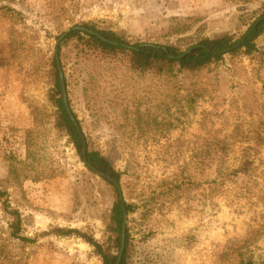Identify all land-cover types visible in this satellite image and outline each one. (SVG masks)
Instances as JSON below:
<instances>
[{"label":"rangeland","instance_id":"obj_1","mask_svg":"<svg viewBox=\"0 0 264 264\" xmlns=\"http://www.w3.org/2000/svg\"><path fill=\"white\" fill-rule=\"evenodd\" d=\"M263 13L264 0H0V187L35 239L11 235L0 203V264H104L96 245L56 227L120 252L118 190L58 125L57 47L89 148L120 172L133 206L127 263L264 264V33L258 53L228 52L194 72L139 71L128 53L81 38L57 46L89 24L186 50Z\"/></svg>","mask_w":264,"mask_h":264},{"label":"trees","instance_id":"obj_2","mask_svg":"<svg viewBox=\"0 0 264 264\" xmlns=\"http://www.w3.org/2000/svg\"><path fill=\"white\" fill-rule=\"evenodd\" d=\"M257 20L249 23L247 28L239 35L225 31L215 34L212 37H200L195 43L191 45V47L196 46V48H194L187 55L180 58H178L177 56L182 55L185 49H183L179 45L154 42L133 43V41H131L128 37L119 32L89 24H85V26L94 29L95 31L108 38L110 41H105L97 35L88 33L83 34L82 31L75 30L68 34V36L64 39V42L72 38H81L82 40H85L90 47L94 48V50H100L103 53H117L120 51L126 52L129 54L132 67L143 72L151 69H157L159 72H164L171 71L174 68L194 72L208 68L211 64L221 60L224 57L223 51L228 48H232L230 51L231 53H237L239 51H243L248 55H254L258 53L260 51L258 39L264 33V20H262L258 24H255ZM59 51L61 55V47ZM54 67L56 79V93L54 100L57 106L58 125L61 129H64L68 132L82 156L83 144L81 141V137L64 106L61 96L58 62L56 58L54 59ZM75 115L77 116L76 113ZM88 159L97 168L111 174L112 176L120 180V172L116 170L109 158H107L100 150L89 148ZM89 170L94 173L91 169ZM104 180L107 183L111 184L115 188V190H117V187L114 183H111L106 179ZM0 203L2 205L3 211L11 219L9 223L11 235L22 241H34L35 239L24 235V222L22 213L18 208L12 205L8 191L1 187ZM126 207L128 213L133 211V206L131 204L126 203ZM123 223L124 209L122 207L121 201H118L113 207L112 215L110 218V228L115 234L114 245L117 246V248H120L121 246ZM51 233L57 235H70L72 233H76L78 236L96 245L98 253L104 260V264H115L118 259L117 254L113 255L110 252H106L101 244L88 239L85 233H83L79 229H64L61 227H56L51 231ZM128 236L129 233L127 231L126 249L121 264H128ZM246 264H254V262L253 260H249L246 262Z\"/></svg>","mask_w":264,"mask_h":264},{"label":"water","instance_id":"obj_3","mask_svg":"<svg viewBox=\"0 0 264 264\" xmlns=\"http://www.w3.org/2000/svg\"><path fill=\"white\" fill-rule=\"evenodd\" d=\"M262 20H264V15H262L256 22L255 24H258L259 22H261ZM75 30H79L88 34H93V35H97L98 37H100L101 39L105 40V41H110L108 38H106L105 36H103L102 34H100L99 32L95 31L94 29H91L89 27L83 26V25H76L74 27H72L71 29H69L68 31H65L64 33H62L60 35V37L57 40V46H59L61 44V42L68 36V34L72 31ZM194 48H196V46H192L189 47L188 49H186L184 51V53L182 55H178L177 57L180 58L182 56L187 55L188 53H190ZM232 48H228L226 50L223 51L224 54L228 53L231 51ZM56 59L58 62V70H59V79H60V86H61V96L63 99V103L64 106L72 120V122L74 123L80 137H81V141L83 144V148H82V157L84 159L85 164L87 165V167L89 169H91L96 175L106 179L107 181L114 183L117 187L118 193H119V199L122 202V207L124 209V223H123V227H122V239H121V246H120V252L118 254V259L116 261L115 264H121L123 256H124V252L126 249V240H127V223H128V218H129V213L126 207V203L124 202V195H123V190L121 188L120 185V181L118 178L112 176L111 174L102 171L101 169L97 168L94 164H92L90 162V160L88 159V151H89V144H88V139L87 136L81 126V123L78 119V117L75 115L70 101H69V95H68V89H67V83H66V76L64 73V69L62 66V63L60 61V57H59V48H56Z\"/></svg>","mask_w":264,"mask_h":264},{"label":"flooded vegetation","instance_id":"obj_4","mask_svg":"<svg viewBox=\"0 0 264 264\" xmlns=\"http://www.w3.org/2000/svg\"><path fill=\"white\" fill-rule=\"evenodd\" d=\"M119 201H120V199H119ZM121 204H122V202H121Z\"/></svg>","mask_w":264,"mask_h":264}]
</instances>
